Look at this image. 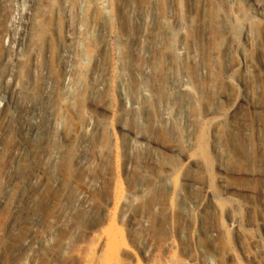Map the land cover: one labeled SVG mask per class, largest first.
<instances>
[{
    "label": "bare ground",
    "instance_id": "6f19581e",
    "mask_svg": "<svg viewBox=\"0 0 264 264\" xmlns=\"http://www.w3.org/2000/svg\"><path fill=\"white\" fill-rule=\"evenodd\" d=\"M135 1L84 0L79 23L95 26L93 39L72 20L75 0H0V264L88 262L103 221L86 237L79 224L93 213L105 179L103 212L112 204V221L125 225L143 254L152 250L157 224L203 264H215V242L230 255L232 233L249 264H264V246L241 214L253 206L234 198L264 197L263 124L259 129L257 119L246 124L244 117L264 119L258 97L260 91L264 98V83L254 85L255 76L264 77V0H200L202 13L214 6L213 18L182 0L163 1L160 12V1ZM216 21L226 45L214 48L209 27ZM78 39L85 71L74 56ZM212 56L224 63L220 73ZM77 78L80 86L71 87ZM64 116L71 131L61 125ZM236 129L261 152L257 157L252 145L243 169L229 168L226 139ZM11 130L14 143L6 150ZM103 133L114 143L108 170L101 167ZM24 139L30 140L25 149ZM239 177L259 186L234 183ZM178 206L187 230H178ZM263 221L264 214L249 226ZM107 244L112 253L114 239Z\"/></svg>",
    "mask_w": 264,
    "mask_h": 264
},
{
    "label": "rangeland",
    "instance_id": "374dc122",
    "mask_svg": "<svg viewBox=\"0 0 264 264\" xmlns=\"http://www.w3.org/2000/svg\"><path fill=\"white\" fill-rule=\"evenodd\" d=\"M70 1V0H69ZM139 0H137V2L135 1L136 5L140 4V2H138ZM162 2L161 4H159V2H156L155 6L157 7V10L160 12L165 8H161L162 5H167L168 0H157ZM163 1L164 4H163ZM185 2V3H184ZM189 2V4H188ZM193 2V3H192ZM84 3V0H75V4H76V12L74 13V16L72 18L73 22L75 24H77V26L80 28V32L82 33V35H86L87 37L90 38H96V29L95 26H93L91 23L89 22H85V23H79V20L81 19V15L83 13V8H82V4ZM158 3V4H157ZM182 3L186 6H191V4H193V9L196 10L197 12H199V14L197 13L198 16H207V18H213V15L215 14V9L214 6H208V9L205 10L204 13H202L199 5H200V0H182ZM163 7V6H162ZM166 7V6H165ZM195 7V8H194ZM211 7V8H210ZM199 8V9H198ZM162 9V10H160ZM214 11V12H213ZM208 13V14H207ZM205 14V15H204ZM219 24V26H218ZM214 25L217 27H214ZM212 31L213 34V38L211 41V45H213L212 47L215 48L216 44L217 46L220 45V47H222L223 45H226V43L224 42V40L221 39V28L222 25L216 21L212 22V24L209 27ZM214 28H218L214 29ZM221 29V30H220ZM134 30V31H133ZM215 30V31H213ZM220 30V32H219ZM130 33L129 36L133 34H135L136 30L131 28L130 29ZM134 32V33H133ZM214 32V33H213ZM220 34L218 35L217 34ZM131 35V36H132ZM168 34H166L167 36ZM60 33L59 35L55 36V41L57 39H59V41L57 40L56 42L58 44L62 43V39L60 37ZM166 36L163 37V43L165 45H167L168 41L170 40V35L165 38ZM166 39V40H165ZM216 39V40H214ZM168 40V41H167ZM221 40V41H220ZM81 40H77L76 43V47H75V52H74V56L75 59H77V66L82 67L83 66H87L88 65V59L87 57L82 53L81 51V46L79 45ZM167 41V42H164ZM55 42V44L58 46V44ZM46 42H44V40L42 41V46L39 47V54L41 55V51H42V47H44L43 45H45ZM214 43V44H213ZM60 46V45H59ZM1 49V48H0ZM1 54V52H0ZM43 57V54L42 56ZM215 57V58H214ZM212 56L208 57L210 59L211 62L215 63L214 65V70L217 68L219 69L218 72L216 73H220L223 69V61L222 59H220L219 57L217 58V56ZM105 61L106 63L108 62L109 58L108 56H105ZM216 60H220L221 62H218ZM221 63V64H220ZM222 66H219V65ZM41 65H44L43 59L41 58ZM218 65V66H217ZM5 67H1V72H3ZM44 69H41L39 72H36L37 77L39 79V83L42 84L45 77H46V73L44 72ZM83 71H85V68L83 69ZM43 72V73H42ZM39 73V75H38ZM42 77V78H41ZM256 78L254 79V83H258V84H254L256 86V88L258 87V89H262L263 85L262 83H264V77L262 76V74H259L258 77L255 76ZM74 78V77H73ZM72 78V79H73ZM83 78V77H82ZM81 80L79 81V79H75L74 81V86L71 84V87L73 88H78L81 84ZM258 80V81H257ZM85 81V80H84ZM220 81V79L218 80ZM261 81V83L259 82ZM42 82V83H41ZM76 83V85H75ZM260 83V85H259ZM86 82H83V85H85ZM220 85V82H219ZM222 89L226 88L225 86H221ZM3 89V88H2ZM1 87H0V92H1ZM258 97L260 99V102L264 101L263 96H261V93L259 91L258 93ZM258 99V100H259ZM10 110H12V114H17L18 109L14 108L13 105L11 106ZM14 110V112H13ZM10 112V113H11ZM245 118H246V124L249 122V120L252 118L253 121H255L256 119V123L253 122V124L256 127V124H258L259 129H261L262 124H263V128L261 129L263 132L264 131V119L261 115L258 114H244ZM65 117V116H64ZM67 117V116H66ZM63 118L61 117V125L64 126V128L66 129V131H71L72 130V124L71 122H69V118ZM260 121V122H259ZM12 131V130H11ZM8 135L9 138L8 140L5 141V147L6 150H8V148H10V145L13 146V139H14V131L11 132ZM239 130H235V132H232L228 135L227 139H226V143L227 145H229L228 147L231 146L232 150H233V160H231V162H229V168L231 169H243L247 166V162H246V158L248 157V154L251 153L253 151V149L255 148L257 151L254 152L256 153L257 157H261V155L259 153H261L258 148H256V146H254L253 139L249 138V139H245L244 136L241 135V132H238ZM11 136V138H10ZM246 137V136H245ZM103 143H102V147L104 148V152H105V157L103 159L102 162V168H105V170L109 169L110 164L113 162V157H114V143L112 138H107L106 134L103 133ZM24 139L23 145L26 144V146L30 143V140ZM9 141V142H8ZM56 142L59 144L60 142V146H62V143L59 139V137L56 138ZM246 142V144H245ZM234 143L237 146H234ZM252 145L254 146V148H252ZM25 149V145L23 147ZM23 149L24 155L27 154V152ZM251 151V152H250ZM1 154V153H0ZM2 155L5 156V152H2ZM1 156V158H4V156ZM250 155V154H249ZM26 157V156H25ZM3 161V159H1ZM245 158V159H244ZM25 159V158H24ZM2 161L0 163H2ZM30 164H26V168L25 171H29L31 166H29ZM29 166V167H28ZM116 182H117V177L115 178ZM213 180V179H212ZM106 179L104 180V182L102 183L103 186L100 187V189L98 190V201L96 203V207L93 210V213L91 214V216L87 219H82V222L80 220V235L81 237H86L88 230L90 229V227L93 225L95 226L97 223L99 224V222L103 221V224L100 226V229L96 232V234L100 237L101 243L100 245H96L95 243L91 245L90 250L88 251V259L89 261L86 262L85 264H203L201 262V259L197 258V256L195 255V253L193 251H188L187 249L182 250L181 247H179V245L177 244V241L175 239L176 234H170L169 235V231L168 229H165V227L163 226V228L158 227V225L156 224V228H157V232H154V244L152 247V250L148 253V254H143L141 252V250L139 249L136 240L131 237V236H127V228L125 227V225L122 224H117L114 221H112V212H113V206L112 204H110L108 210L106 211V213L103 212V206L105 205V201L102 197L101 194H103V192L105 191L107 182H105ZM233 182L240 185V186H250V187H257L259 186L258 183H255L253 181H251L248 178L245 177H239V178H234ZM106 183V184H105ZM257 184V186H256ZM103 187V188H102ZM105 187V188H104ZM102 191V192H101ZM158 192V190H157ZM96 193V194H97ZM164 194H166L165 189L160 186L159 188V193H156V197L158 195H161L160 197H157L158 199H162L164 197ZM163 196V197H162ZM162 197V198H161ZM253 197V196H252ZM241 205H245L246 203L250 202L251 205L253 206L252 209H247V208H241V214L243 215L244 218V224L247 226L246 229L249 233H257L258 235V239L261 245L264 246V221L262 222L261 226L258 227L257 229H254L252 227H250V223L253 222L255 219H260L261 215L264 214V197L260 196V195H256L253 198H249L247 195H236L234 197ZM181 206L176 207V214H177V227L178 230L179 228H185L186 230L188 229V223L187 222H183L181 220ZM104 213V214H103ZM84 221V222H83ZM82 224V225H81ZM97 224V225H98ZM91 227V228H92ZM177 230V229H175ZM109 238H113L115 241V249L111 252L108 251L107 247H108V239ZM170 238L172 243L171 245H167L166 244V240ZM228 249L230 250V255H227L223 252V250L220 248L219 243L214 244V247L211 249V253L213 255L212 257V261L215 264H249L248 260L245 258L242 246H241V241L240 239L235 235V234H231L229 239H228ZM64 264H77V260L75 258H66Z\"/></svg>",
    "mask_w": 264,
    "mask_h": 264
}]
</instances>
